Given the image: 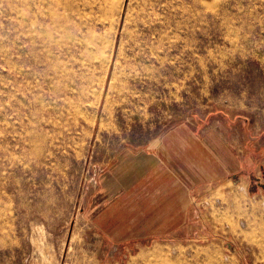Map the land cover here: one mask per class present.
<instances>
[{
  "label": "rangeland",
  "instance_id": "1",
  "mask_svg": "<svg viewBox=\"0 0 264 264\" xmlns=\"http://www.w3.org/2000/svg\"><path fill=\"white\" fill-rule=\"evenodd\" d=\"M28 1L0 0V264L264 263L256 204L211 194L204 224L154 242L99 188L123 151L179 126L260 145L264 0H67L70 35L66 0Z\"/></svg>",
  "mask_w": 264,
  "mask_h": 264
},
{
  "label": "crops",
  "instance_id": "2",
  "mask_svg": "<svg viewBox=\"0 0 264 264\" xmlns=\"http://www.w3.org/2000/svg\"><path fill=\"white\" fill-rule=\"evenodd\" d=\"M261 131L257 147L249 140L239 143L241 134L227 141L217 131L201 135L179 126L151 150L123 151L103 173L101 195L116 197L110 208L124 230L154 242L189 234L195 219L203 218L204 224L201 209L211 194L256 204L264 218ZM245 133L248 139L254 136L250 128Z\"/></svg>",
  "mask_w": 264,
  "mask_h": 264
},
{
  "label": "bare ground",
  "instance_id": "3",
  "mask_svg": "<svg viewBox=\"0 0 264 264\" xmlns=\"http://www.w3.org/2000/svg\"><path fill=\"white\" fill-rule=\"evenodd\" d=\"M50 1V0H49ZM48 4V3H47ZM55 3L53 2V4L52 5H54ZM35 0H29L28 1V8L30 9V11H32V12H34V8H35ZM42 7V6H41ZM49 8H50V6H49ZM51 9V8H50ZM63 9V8H62ZM44 10V9H43ZM64 10H65V12L68 14V18L65 20V23L66 24H70V22L72 21L71 19V21L69 20V17L70 16H73V15H75V12H74V7H73V3H71V2H68L67 0L64 2ZM48 12V11H47ZM34 14V13H33ZM50 17V16H49ZM65 17V16H64ZM49 19V18H48ZM48 19H46V20H43V21H41V22H39V25L41 26V27H44V28H46L47 30L49 29V28H51L52 26H51V24H56V25H58V23L59 22H61V21H64V19L62 18V19H60V18H58L57 17V19H54V20H48ZM16 20V19H15ZM49 21H51V23H49ZM35 21H34V18H32L31 19V23H30V25L32 26L33 24H35L34 23ZM73 22V21H72ZM61 28V27H60ZM31 29V28H30ZM46 29H45V31H46ZM72 30H70L69 28H64V29H61L60 31L61 32H65L67 35H70V34H72V33H77V32H82V29H81V27L76 23V22H73V25H72V28H71ZM48 31H50V29L48 30ZM14 35V34H13ZM53 35V34H52ZM15 36V35H14ZM14 36H13V38H14ZM84 38V37H83ZM81 40H78V42H80ZM76 46V42H72V43H70V46ZM78 45V44H77ZM62 46L60 45V44H57V45H55L54 46V48L52 49V50H54L55 52H60V51H62ZM12 51H13V53H14V44L12 45ZM50 54L48 53H41V56L39 57V61H40V65H38L40 68H44L45 67V69H40L41 71L39 72V77L41 78V79H43V80H45V79H47V74H49V72H50V67H49V64H50V62H51V60H50ZM57 57V56H56ZM75 61V60H74ZM62 65V64H61ZM67 65H68V62H67ZM63 66V65H62ZM72 66V65H71ZM70 67V66H69ZM71 68H73V67H71ZM57 69V68H56ZM13 74H15V66H13Z\"/></svg>",
  "mask_w": 264,
  "mask_h": 264
}]
</instances>
